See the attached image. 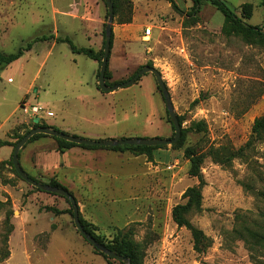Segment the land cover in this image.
Masks as SVG:
<instances>
[{
    "label": "rangeland",
    "instance_id": "obj_1",
    "mask_svg": "<svg viewBox=\"0 0 264 264\" xmlns=\"http://www.w3.org/2000/svg\"><path fill=\"white\" fill-rule=\"evenodd\" d=\"M125 1L131 3L132 23L118 24L128 8L123 4L113 32L128 40L134 54H121L117 75L125 83L140 68L156 69L183 129L204 127L189 133L181 149L165 146L153 152L152 162L140 156L127 165L114 156L65 157L73 148L61 151L56 140L40 138L21 150L22 169L33 180L57 183L73 195L81 217L105 246L113 245L120 231L131 235L143 247V264H264V240L258 244L245 231L264 239V141L227 165L212 156L213 149L244 147L255 120L264 116V0H224L239 18H244L243 6L251 5V19L243 20L262 37L224 33V16L208 2L191 19L190 0H174L178 10L166 0ZM107 14L104 0H0L1 53L11 55L33 40L49 38L0 68L2 141L14 143L33 129L23 102L54 113L46 126L87 140L174 138L152 74L130 88L103 93L98 63L56 41L69 38L78 48L96 50L97 23L103 18L107 24ZM147 28L152 33L144 40ZM187 148L203 158L202 211L188 216L209 239V248L200 253L193 249L191 233L172 217L173 209L186 203L185 192L200 185L189 175ZM81 150L83 155L89 151ZM6 154L0 150V158ZM78 171L85 173L81 180ZM0 175V202L6 204L0 210V264H122L103 257L80 235L66 199L38 192L10 164L0 168ZM7 212L12 213L10 235Z\"/></svg>",
    "mask_w": 264,
    "mask_h": 264
},
{
    "label": "trees",
    "instance_id": "obj_2",
    "mask_svg": "<svg viewBox=\"0 0 264 264\" xmlns=\"http://www.w3.org/2000/svg\"><path fill=\"white\" fill-rule=\"evenodd\" d=\"M112 1L114 3L115 16L118 15L119 11L121 10V6L123 4L128 6V8L125 10V13L122 15V17L118 21V24L119 25L131 24L132 20H133L132 19V11H131V3L129 1H125V0H112ZM166 1H168L173 6L174 9L178 10V7H177L174 0H166ZM190 1L192 2V8H191V11L188 15V18L196 19L202 11L203 3L208 2L212 6H214L216 8V10L224 16V19H225V25L223 28L224 33H226L228 35H232V34L241 35V34H243V35H246L249 37H253V36L262 37L261 31L259 29L251 27L244 22V20H250L251 19L252 9H253V7L251 5H244L243 6L242 14L244 15V18H239L233 11H231V9L227 6V4L225 3L224 0H190ZM123 12H124V9H123ZM107 18H108V14H107ZM105 28H106V24H104V30H103V47H102V50L99 52H96L93 49L78 48L73 44V42L69 38H66L64 40L61 38H58L56 41L67 43L70 46V48L74 54L84 55L88 59L93 60L94 62L98 63L99 68H100L102 65L103 57H104L105 36H106ZM51 38L55 39V37H51ZM48 40H49V38H42V39L33 40L26 47L19 48V50L16 53L11 54V55L3 54L0 52V68H7V67L11 66L17 60L22 58L24 56L25 52H30L36 44L46 42ZM113 42H114V32L112 34L111 51L113 48ZM110 56H111V53H110ZM109 61H110V57H109ZM143 68H145V67H143ZM143 68H140L139 72ZM99 71H100V69H99ZM136 75H134V76H136ZM98 77H99V72L97 74V78ZM110 80H112V74L110 72L109 63H108V68H107V72H106V83H107V85L112 87V86H116V85H120V84L124 83L123 81H121V82L109 84ZM167 114H168V112H167ZM178 120H179V123H180L181 128H182V137H181V140L176 145L173 146V148L181 149L184 146L185 138L187 137V135L189 133H192V132H197V131L200 132L201 128L204 127V124L198 123V124H195L190 129H183V119L178 117ZM169 123L172 126V129L174 131V136H175V130H174V127L171 123L170 118H169ZM38 127H40V126L34 125L33 129L38 128ZM43 127L47 128L48 126H46V124H44ZM50 128H52V127H50ZM53 129H55V128H53ZM55 130H57V129H55ZM57 131H59V130H57ZM28 133H30V130H27L25 132V134L18 136L15 139L14 143L1 141L0 147H10L14 150V148L16 147L18 142H20L24 138V136L27 135ZM40 138H51V137L44 136V135H36L29 141V143L36 141ZM52 139L56 140L59 143V148L61 151L71 149V148H75V147H79V148L86 149L89 151L101 149V150H108V151H112V152H116V153H122V154L131 153L135 157L146 156L148 158L149 162L153 161V152L155 150L163 149V147L148 148V147H130V146L114 147V148L87 147V146L75 145L73 143H69V142H66V141H63V140H60L57 138H52ZM259 141L260 142L264 141V116L255 120L253 127H252L251 139L244 147H241L238 150H233L229 147H221L218 150L213 149L212 156L214 157V160L216 163H218L220 165H227L235 159L243 158L245 156L246 152L250 149V147L254 146V144L258 143ZM185 156L190 161L189 175L193 178L199 179L200 185L198 187L189 188L185 192L184 199L186 200V203L184 205H178L177 207H175L173 209L172 217H173L175 224L179 228H186L191 233L192 238H193V243H194L193 249L195 252L200 253L204 249L209 248L208 247L209 246V243H208L209 239L205 236V234L201 230L196 228L189 221L188 216L194 212H201L202 211V202H203L202 191H203V188L205 186V183L203 182V180L201 178V166L203 163V158L201 156H198L193 151V149H191V148H187L185 150ZM12 157H13V153L11 155V160L9 161V163H7V162L0 163V168L4 167L7 164H10L11 168L13 169V173L17 177H19V175L15 171ZM0 180H2L1 175H0ZM50 186L62 188L57 183H51ZM36 190L38 192H42L38 189H36ZM64 190H66V189H64ZM67 202L70 204V202L68 200H67ZM4 207H6V204L0 202V210L3 209ZM47 210L55 213L56 215L62 214L61 212L57 211L54 208H48ZM70 214L73 216L72 208L70 210ZM11 215H12V213H10V212L6 213V216H7L6 226H7V230H8V235H10L13 231V228L10 226ZM80 221H81L82 226L84 227L85 231L88 232L90 235H92L98 243L105 246L98 238H96V236L94 234V229H92V225H90L85 220H83L81 215H80ZM245 231L248 234L249 238L251 240L257 241L258 244L264 240L263 237L259 236L257 233H255L249 229H246ZM236 234H238V232H236ZM239 238H240V240L244 241L246 244H249V241L244 237V235L241 234L239 236ZM105 247L107 249H109L110 251L116 253L117 255L124 257L126 259H129L132 264H143V247H142V245L139 243H136L133 240V238H131V235L124 233V231L119 232L118 237L116 238L113 245H108ZM100 254L103 257L108 259V257L105 256L104 254H102V253H100Z\"/></svg>",
    "mask_w": 264,
    "mask_h": 264
},
{
    "label": "water",
    "instance_id": "obj_3",
    "mask_svg": "<svg viewBox=\"0 0 264 264\" xmlns=\"http://www.w3.org/2000/svg\"><path fill=\"white\" fill-rule=\"evenodd\" d=\"M107 10H108V21L105 28V47H104V57L102 61V65L99 71L98 77V85L100 90L103 93L111 94L117 92L119 90H123L126 88H130L131 86L135 85L139 79L147 74H152L157 82L158 88L161 92L163 100L166 105V109L171 120V123L175 130V136L173 139H161V138H154V139H122V140H108V141H94V140H87L83 138H79L76 136L65 134L64 132H59L52 128L43 127V123L40 122L38 119L34 120V125L40 126L38 128H34L24 136V138L18 142L16 147L13 150V165L15 171L19 175V177L26 182L28 185L32 186L35 189H38L44 193L53 194L59 197H62L70 202L71 208L73 210V219L74 224L80 235L98 252L104 254L111 260L118 261L122 264H132L129 259L121 257L116 253L110 251L105 246L101 245L96 241V239L90 235L88 232L85 231L82 223L80 221V211L77 204L76 199L73 195H71L68 191L58 188L52 187L50 185H45L39 183L32 178H30L22 169L20 164V152L24 148V146L36 135H44L51 138H57L69 143H73L79 146H87V147H100V148H114V147H123V146H130V147H148V148H155V147H165V146H174L176 145L182 137V128L178 120V116L175 113L173 102L169 90L166 84L163 81V77L159 71L152 67H145L143 68L136 76H134L131 80L116 86H108L106 83V72L109 63V57L111 53V41H112V34H113V24L115 22V9L114 3L112 0H104Z\"/></svg>",
    "mask_w": 264,
    "mask_h": 264
},
{
    "label": "crops",
    "instance_id": "obj_4",
    "mask_svg": "<svg viewBox=\"0 0 264 264\" xmlns=\"http://www.w3.org/2000/svg\"><path fill=\"white\" fill-rule=\"evenodd\" d=\"M74 18H77V16ZM82 19V18H81ZM84 20V19H82ZM98 31H96V34H95V41H94V45L96 47V52H99L102 50V47H103V31H102V28L104 26V20L103 18H100L98 23ZM100 29V30H99ZM87 49H91V48H87ZM124 53V55L126 57H132V54L133 53V50L131 49V46L129 45L128 43V40L125 39L124 37L118 35L116 32L114 33V42H113V48H112V51H111V56H110V59H112L113 57L114 60L112 62V60L109 61V69H110V72L112 74V79L113 81H121V79H124L123 76L122 77H119L117 74L119 73V69H118V62L120 60V56L121 54ZM128 73L125 74V76L127 75ZM19 122L16 123V125H18ZM50 128V127H49ZM53 129V128H52ZM65 133V132H64ZM70 135V134H69ZM74 136V135H73ZM76 137H80V136H76ZM108 140H117L116 138L115 139H106V140H94V141H108ZM119 140H122L121 138ZM2 141V139H0V142ZM2 142H6V141H2ZM0 150H4L7 152L6 156L3 157V158H0V162L1 161H5L7 160L9 157H11L13 151L10 147H0ZM81 148H73L71 149L66 155L68 157L72 156L75 160L77 159L78 161L83 157V156H89L91 157V159H98L99 157L101 156H114V157H119V158H123L122 160V163L123 164H128L127 162L130 161V160H138L140 159L141 157H135L134 159H131L128 155H126V153L122 154V153H116V152H112V151H108V150H101V151H88L86 152L85 155H83V153L81 152ZM129 157V158H128ZM126 160V162L124 163V161ZM99 162V161H98ZM123 167V166H122ZM125 169V168H124ZM112 172V171H111ZM113 174V173H112ZM83 175L85 176V173L83 174L82 171H78V175L76 178H78L79 180H81L83 178ZM112 177H116L117 179H121L123 181H125V178L122 177V176H118V175H115L113 174ZM132 176L128 177L127 178V181L131 178ZM75 198V197H74ZM79 207V206H78ZM80 211V210H79Z\"/></svg>",
    "mask_w": 264,
    "mask_h": 264
},
{
    "label": "built area",
    "instance_id": "obj_5",
    "mask_svg": "<svg viewBox=\"0 0 264 264\" xmlns=\"http://www.w3.org/2000/svg\"><path fill=\"white\" fill-rule=\"evenodd\" d=\"M152 30L151 28H147L145 30L143 39L149 40L151 37ZM21 109L25 115H28L32 121L38 119L40 122L45 124L46 119L54 118L55 115L51 111H46L43 106L40 105H29L26 102L21 104Z\"/></svg>",
    "mask_w": 264,
    "mask_h": 264
}]
</instances>
